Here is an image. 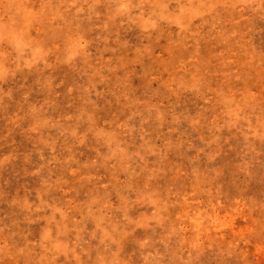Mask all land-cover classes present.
<instances>
[{
  "label": "rangeland",
  "instance_id": "rangeland-1",
  "mask_svg": "<svg viewBox=\"0 0 264 264\" xmlns=\"http://www.w3.org/2000/svg\"><path fill=\"white\" fill-rule=\"evenodd\" d=\"M0 264H264V0H0Z\"/></svg>",
  "mask_w": 264,
  "mask_h": 264
}]
</instances>
